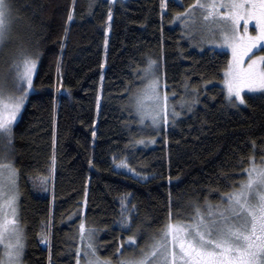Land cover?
I'll list each match as a JSON object with an SVG mask.
<instances>
[{
	"label": "trees",
	"instance_id": "obj_1",
	"mask_svg": "<svg viewBox=\"0 0 264 264\" xmlns=\"http://www.w3.org/2000/svg\"><path fill=\"white\" fill-rule=\"evenodd\" d=\"M11 2L0 77L10 85V66L21 49L37 59L13 142H0V162L13 161L19 172L24 264H76L77 249L87 250L82 222L86 231L98 230L101 259L118 263L132 248L139 256L170 212L173 222H188L194 203L202 212L205 201L224 203L221 195L247 178L244 169L264 162V93L228 103L230 53L197 46L176 18L181 4L194 0H166L167 7L161 0ZM149 57L160 60L164 91L181 113L158 133L145 129L130 99L146 81L137 72ZM182 97L197 100L192 111L181 107ZM122 159L148 178L117 169ZM122 197L130 201L131 230L119 223ZM129 235H136L135 247H128Z\"/></svg>",
	"mask_w": 264,
	"mask_h": 264
},
{
	"label": "snow or ice",
	"instance_id": "obj_2",
	"mask_svg": "<svg viewBox=\"0 0 264 264\" xmlns=\"http://www.w3.org/2000/svg\"><path fill=\"white\" fill-rule=\"evenodd\" d=\"M72 3L75 5V0ZM161 6L167 7L166 0H161ZM181 7H184V11L177 12L176 18L189 29V35L194 30L195 21L199 19L204 22L203 28L214 37L210 42L231 48L232 60L224 71L228 103L233 106L245 104V89L264 93V54L256 55L253 51L255 49L264 53V0H194L187 6L181 4ZM12 14L11 0H0V49L11 39ZM111 18L112 10L109 8L108 19ZM68 20H72L71 12ZM241 21H244L243 32L240 30ZM250 21H255V35L248 31ZM217 32L218 40L215 39ZM250 53L252 55L245 67L244 58ZM10 67L14 92L7 89L5 80L0 77V142L8 145L14 139L13 124L33 87L37 59L21 49ZM158 68L157 61L149 57L147 66L137 72V76L148 80V84L145 89L130 93L134 111L141 123L150 116L154 125H166L169 114L175 123V118L181 114L176 111L175 105L169 109L168 92L162 91L167 87L166 81L156 75ZM184 87L187 92V83ZM148 93L156 106L146 111L144 99ZM195 103L196 99L186 101L182 97L180 100L181 107L186 104L189 112ZM3 159L0 156V161ZM52 161L54 165L55 155ZM242 174L247 178L239 182V187L221 195V200L226 203L213 205L205 201L207 212H202L201 206L194 203V211L188 222H173L170 212L169 222L159 237L154 238L153 244L142 251L139 257L121 258L120 264H264V166L257 167L253 161ZM18 178L19 172L13 161L0 162V240L5 238V233L9 240L5 246L7 260L0 259V264H22L26 236L17 219L20 195ZM126 200V197L121 198L119 223L123 229L131 230L132 217L125 215L130 201ZM5 202L7 213L4 211ZM79 231L81 241L86 242L84 264H112L110 260H101L97 255L95 233L98 230L86 231L82 222ZM42 239L47 240V236L42 235ZM126 240L128 247L136 246V235H129ZM120 243L123 244V241ZM80 253L81 249L78 248L76 264H80Z\"/></svg>",
	"mask_w": 264,
	"mask_h": 264
},
{
	"label": "rangeland",
	"instance_id": "obj_3",
	"mask_svg": "<svg viewBox=\"0 0 264 264\" xmlns=\"http://www.w3.org/2000/svg\"><path fill=\"white\" fill-rule=\"evenodd\" d=\"M221 11H225V9H221ZM177 21H179V23H180V24L182 25V27L185 29L186 35L192 40V42H193L194 44H196V45L199 46V47L202 45L201 47H204V46H205V47H211V48H213V49H217V50H225V51H228V52L230 53L231 60H232V51H231V48H230V47H228V46H221L219 43H212V42H210L211 40L214 39V37H213L209 32H207V30H205V29L203 28V24H204V22H203L202 20H199V19H198L197 21H195V23H194V30L191 32V35H189V29L185 27V24L182 23L179 19H177ZM189 23H192V22H189ZM243 25H244V21H241V28H240L241 32H243ZM248 31H249L252 35H255V34H256L255 21H250V22L248 23ZM215 39H217V40L219 39V34H218V32H217V34H216ZM253 51H254V53H255L256 55L264 54V53H262V52H260V51L255 50V49H254ZM251 55H252V53H250L248 57H245V58H244V66H245V67L247 66V63L249 62V58L251 57ZM155 60L157 61L158 65H159V68H158V70H157V72H156V75L159 76V77L161 78V80H162V77H161V71H160V68H161V67H160V60H158V59H155ZM9 78L12 79V75H11ZM224 79H225V77H224ZM147 84H148V80H146V81L144 82V84H143V86H142V89H140V91L143 90V89H145V87H146ZM224 86H225V85H224ZM6 87H7V89H8L10 92H14V91H15V89H14V87H13V81H10V85L7 83V84H6ZM225 89H226V87H225ZM162 91H164V89H162ZM247 93H260V91L257 90V91H252V92H250L249 90L245 89V90H244V96H245V94H247ZM17 94H18V93H17ZM144 104H145V110H146V111L151 110L152 108H154V107L156 106V102L151 98V94H150V93H148V94L145 96ZM168 105H169V109H171V107L173 106V102H172V100L170 99V97H169V100H168ZM171 121H172V116H171V114H169L168 122H167L166 125L163 124V123L158 124V125H154V124L151 122V117H150V116L146 117V118L143 120V122H144V126H145V129H147L149 132H155V133H158V130H159L160 128H163L164 126L167 127L168 124H169ZM115 166H116L117 169H119V170H123V171H125V172H127V173H130V174H133L134 176H137V177H139V178H141V179H143V180H144L143 177H144V176H147V175H140V174H138V173H136V172H134V171H131L130 168L128 167V165H127L125 159H122V160H118V161H116ZM262 166H264V162H263L259 167H262ZM257 167H258V166H257ZM147 177H148V176H147ZM5 194L7 195V190H6ZM224 203H225V202H224ZM224 203H222V204H224ZM222 204H219V205H222ZM4 211H5L6 213L8 212V207H7L6 202H5V204H4ZM17 219H18V221H19V217H18V216H17ZM8 243H9V240H8V238H7V233H5V238H4L3 240H0V259H3V260H5V261L7 260V257H6V255H5V251H6L5 246H6ZM41 244H42V246H44V247L48 246V245H49L48 238H47V240H43V239H42ZM152 244H153V242H152L150 245H152ZM150 245H149V246H150ZM149 246H148L145 250H147V249L149 248ZM145 250H143V251H145ZM81 254H83V253L81 252ZM131 257H139V256H137V255L134 254L133 248L131 249V251H130L129 253H127L126 257L123 258V259H128V258H131ZM99 258H100V257H99ZM100 259H101V258H100ZM84 260H85V259H80V264H84ZM101 260H106V259H101ZM107 260H108V259H107ZM111 262H112V261H111ZM22 264H24L23 256H22ZM112 264H120V262H118V263H113V262H112Z\"/></svg>",
	"mask_w": 264,
	"mask_h": 264
}]
</instances>
